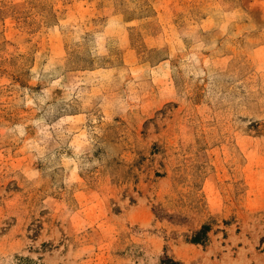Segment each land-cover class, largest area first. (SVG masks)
Returning <instances> with one entry per match:
<instances>
[{
  "label": "rangeland",
  "instance_id": "374dc122",
  "mask_svg": "<svg viewBox=\"0 0 264 264\" xmlns=\"http://www.w3.org/2000/svg\"><path fill=\"white\" fill-rule=\"evenodd\" d=\"M164 257L264 264V0H0V264Z\"/></svg>",
  "mask_w": 264,
  "mask_h": 264
},
{
  "label": "trees",
  "instance_id": "16d2710c",
  "mask_svg": "<svg viewBox=\"0 0 264 264\" xmlns=\"http://www.w3.org/2000/svg\"><path fill=\"white\" fill-rule=\"evenodd\" d=\"M204 238H205V232H204V228H203V229H200V230L196 231L193 234V236L191 238V242L198 243V242L202 241ZM161 263L162 264H183L179 260H175V259H173L171 257H164L161 260Z\"/></svg>",
  "mask_w": 264,
  "mask_h": 264
}]
</instances>
